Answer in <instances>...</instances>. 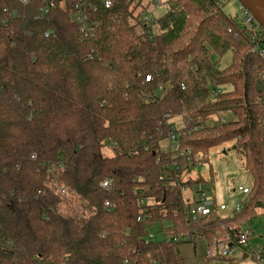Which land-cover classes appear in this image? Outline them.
<instances>
[{
  "label": "trees",
  "instance_id": "16d2710c",
  "mask_svg": "<svg viewBox=\"0 0 264 264\" xmlns=\"http://www.w3.org/2000/svg\"><path fill=\"white\" fill-rule=\"evenodd\" d=\"M141 1L85 0L86 39L76 1L40 18L41 0H0V264H185L180 244L222 232L232 246L264 216L263 29L226 14L229 0H166L150 36L131 22ZM227 143L249 192L238 212L193 220L182 187L204 182L181 178Z\"/></svg>",
  "mask_w": 264,
  "mask_h": 264
},
{
  "label": "rangeland",
  "instance_id": "374dc122",
  "mask_svg": "<svg viewBox=\"0 0 264 264\" xmlns=\"http://www.w3.org/2000/svg\"><path fill=\"white\" fill-rule=\"evenodd\" d=\"M166 0H142L135 8L132 24L136 25L138 32L142 28H147V33L150 36H155L161 33L157 20L166 13ZM225 13L235 18L240 22L241 18L238 14L237 6L234 1H229L224 9ZM211 62L215 63L217 58L211 54ZM231 62V53H227L220 61L217 62L218 69H224ZM230 85L220 88V91H231ZM233 121L235 118L231 114L215 115L208 118L206 125L212 126L220 120ZM176 128L182 127L179 119L173 120ZM234 143V142H233ZM233 143L224 144L215 148L209 153V163L191 169L181 178L182 183L189 180L195 181L197 178L203 180L202 191L206 196L213 200L215 206L218 203H224L227 206H232L236 200H239L240 193L237 192L239 185H245L250 188L251 178L242 171L243 157L241 152L234 149ZM169 140H163L160 147L163 150H168ZM106 153V152H105ZM184 201L189 205L198 199V190L196 185H186L182 190ZM252 232V237L248 240V246L264 247V216H261L251 222L247 227ZM262 237V238H260ZM222 246L218 247V251L222 250ZM179 255L184 259L185 264H222L223 262L214 257H209V248L204 240H197L194 243H182L178 246ZM234 255L227 261L231 264H258L251 257L243 258L244 250L238 248L234 251ZM225 260V259H224Z\"/></svg>",
  "mask_w": 264,
  "mask_h": 264
},
{
  "label": "built area",
  "instance_id": "2783aa9c",
  "mask_svg": "<svg viewBox=\"0 0 264 264\" xmlns=\"http://www.w3.org/2000/svg\"><path fill=\"white\" fill-rule=\"evenodd\" d=\"M34 0H20V3L22 5H29L32 4ZM41 8L39 9V17H45L48 15L52 10H54L56 7H61L65 8L67 3L70 1H76L74 4V14L72 15V19L74 22H76L79 27L82 35L86 38L89 39L93 36V29L92 26L89 23V17L86 15L84 7L85 5V0H41ZM229 1H234L238 14L241 18L240 23L243 28H250L253 26V24L257 25V23L254 21L252 16L248 11H246L238 2L237 0H229ZM102 5L105 9H109L112 6L111 0H101ZM48 33L45 34V37H48ZM260 40L264 41V31L262 34V37ZM259 56L264 59V50L259 51ZM150 78H146V81H149ZM175 134H171L169 143L173 144L175 142ZM170 146V145H169ZM201 185H197V190H198V199L192 203V204H187L186 206V213L190 218L193 220H199L203 217H206L210 215L215 208H218L222 212H238L241 207V202L242 198H244L248 192V188L244 187H238L237 192L240 193L241 195V200L236 201L232 206H227L226 204H221L218 206H215L213 203V200H210L206 194L202 191ZM101 188L104 190H109L111 188V183L110 181H104L101 183ZM185 188L182 187V190ZM55 192L58 194L64 196L66 194V191L64 189H59L55 188ZM106 207H109V203H105ZM252 237V232L245 228L241 233L238 235V239L235 242L234 245L229 246V240L228 238L225 237H219L217 240L218 244H222L223 248L221 251H218L217 246H213L209 248V257H214L215 255H220L223 259L229 260L234 254V251L238 248L244 250L245 256L246 257H251L254 259L258 264H264V247H251L248 246V240ZM149 240H154L155 236L153 234H150L148 237ZM188 237H182V238H174L173 242H185L188 241Z\"/></svg>",
  "mask_w": 264,
  "mask_h": 264
},
{
  "label": "water",
  "instance_id": "95a60500",
  "mask_svg": "<svg viewBox=\"0 0 264 264\" xmlns=\"http://www.w3.org/2000/svg\"><path fill=\"white\" fill-rule=\"evenodd\" d=\"M264 31V0H237Z\"/></svg>",
  "mask_w": 264,
  "mask_h": 264
},
{
  "label": "crops",
  "instance_id": "0c3cea01",
  "mask_svg": "<svg viewBox=\"0 0 264 264\" xmlns=\"http://www.w3.org/2000/svg\"><path fill=\"white\" fill-rule=\"evenodd\" d=\"M225 114H227V113H225ZM225 114H221V115H225ZM228 114H229V113H228ZM222 120H223V117H222ZM238 187H244V188H248V189H249V187H246L245 185H239ZM238 187H237V188H238ZM239 198L241 199L242 197L240 196ZM240 199H239V200H240ZM236 201H238V200H236ZM221 204H224V203H218L217 206H218V205H221ZM219 237H225V235H224L222 232H220V236H219ZM260 238H262V237H260ZM205 242H206V241H205ZM206 244H207V243H206ZM207 246H208V245H207ZM219 246H220V247H221V246L223 247L222 244H218V245H217V248H218ZM208 248H209V247H208ZM181 258H182V257H181ZM243 258L246 259L245 254L243 255ZM182 259H183V258H182ZM183 261H184V259H183Z\"/></svg>",
  "mask_w": 264,
  "mask_h": 264
}]
</instances>
